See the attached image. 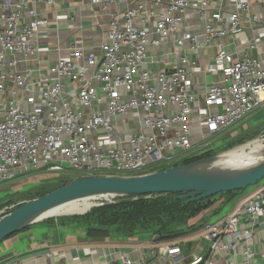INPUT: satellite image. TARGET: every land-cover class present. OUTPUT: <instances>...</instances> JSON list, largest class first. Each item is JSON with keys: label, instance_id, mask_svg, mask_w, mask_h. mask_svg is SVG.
I'll return each instance as SVG.
<instances>
[{"label": "built area", "instance_id": "2783aa9c", "mask_svg": "<svg viewBox=\"0 0 264 264\" xmlns=\"http://www.w3.org/2000/svg\"><path fill=\"white\" fill-rule=\"evenodd\" d=\"M74 2L0 0V183L38 167L76 176L156 171L264 105L261 0ZM109 5L93 47L60 31L84 29L74 7H100V21ZM198 73L217 78L201 85ZM187 239L40 246L0 264H264V184Z\"/></svg>", "mask_w": 264, "mask_h": 264}, {"label": "water", "instance_id": "95a60500", "mask_svg": "<svg viewBox=\"0 0 264 264\" xmlns=\"http://www.w3.org/2000/svg\"><path fill=\"white\" fill-rule=\"evenodd\" d=\"M214 157L174 165L136 176L91 175L74 177L65 185L19 203L10 212L0 217V241L27 224L42 220L38 219L39 216L50 207L82 196L101 195L91 207L112 202L115 197L120 196H142L167 192L177 194L178 199L195 201L220 192L244 190L264 177V160L252 168L229 175L200 173L192 170L196 163L209 161Z\"/></svg>", "mask_w": 264, "mask_h": 264}, {"label": "trees", "instance_id": "16d2710c", "mask_svg": "<svg viewBox=\"0 0 264 264\" xmlns=\"http://www.w3.org/2000/svg\"><path fill=\"white\" fill-rule=\"evenodd\" d=\"M214 154L206 151L193 155L185 158L183 164L203 160ZM73 178L61 180L59 187ZM241 191L220 192L195 201L178 199L177 194L169 192L149 194L150 196L146 198L140 195H126L114 198L113 202L93 206L82 215L71 217L83 224L86 236L99 242L112 243L119 240L125 243H138L143 242L141 238L165 242L181 235L197 232L202 217L193 220L194 217L196 218L204 210L210 212L217 210L212 207L216 201V195L225 194L229 197ZM135 196L137 198H134ZM228 197L222 198L221 202L226 201Z\"/></svg>", "mask_w": 264, "mask_h": 264}, {"label": "crops", "instance_id": "0c3cea01", "mask_svg": "<svg viewBox=\"0 0 264 264\" xmlns=\"http://www.w3.org/2000/svg\"><path fill=\"white\" fill-rule=\"evenodd\" d=\"M72 3H69L71 2ZM75 0H57V4H61L64 3V5L68 6L70 4L74 5ZM69 6V7H70ZM76 6V5H75ZM81 7L78 8L74 7V13L76 16L80 17L82 20V25L84 26V29H81V31H76V28H68L66 29V27H60V31L62 32H69L70 34H75L76 37L80 38L82 36V40L80 41L79 39H76V47H86V48H91L94 46V43L98 40H101L104 37V33H105V29H106V23H107V19L108 16L111 12L114 11L115 9V5H109L104 12H102V17L100 19V21L97 19L95 20L93 17V14H100L101 9L98 6H91L88 7L87 9H83L81 11H79L78 9H80ZM264 12V0H261V5H260V14L263 15ZM90 14V16H88ZM191 21L194 22V24H196V28L200 29V25H197V23L199 22L198 18H191ZM99 23V27L96 26L95 29H91L89 25H95L96 23ZM53 26V25H52ZM54 28V27H51ZM244 35H246L247 37H251V33L250 32H245ZM48 38H50V42H52L53 38H55V30L51 29L48 33ZM66 44V42H64ZM170 47H165L162 49H154V48H150L151 51H156L158 53H162L165 52L166 50L169 51ZM214 47H209L207 52H206V56H211L214 52ZM207 58V57H206ZM216 74L212 73V74H204V73H198L195 77V82L198 84L203 85L205 82H210V81H215L216 79ZM264 108V105L263 107ZM243 125V124H242ZM241 125V127H242ZM236 125L234 124L232 127H230L227 130L224 131H218L213 133L212 135H210L209 137L207 136V138L202 142V143H198L195 144L191 149H189L188 151L181 153V154H185L187 153L184 157H191L193 155H197L206 151H211L212 153H216L219 152L221 150H224L230 146H232L233 144H235L236 142H238L240 139H242L244 136L249 135L251 133H253L255 130L252 129H245L243 130V132L241 134H237L235 128ZM192 141H194V139H192ZM178 154V155H181ZM177 155V156H178ZM177 156L173 157L171 160L166 161V163L169 162V165L166 167H170V166H174V165H181L183 164V161H175V159L177 158ZM184 158V159H185ZM183 159V160H184ZM165 167V168H166ZM235 195V194H233ZM231 195V197L233 196ZM226 197V195H224ZM36 197V196H34ZM32 197V198H34ZM230 197V196H229ZM32 198H21L18 199L16 201H11V202H5V200L3 198H0V210L3 209L6 206H10V205H18L19 203H22L24 201L30 200ZM222 198H224L221 195L216 196V201L213 203L212 207L216 208L218 210L217 207H219V205L223 204ZM240 200H238L236 203H238ZM235 203V204H236ZM234 204V205H235ZM233 208V207H232ZM232 208H230L229 210H231ZM215 210V211H217ZM228 210V211H229ZM214 210H212L211 212H215ZM210 213V211L208 210H204L202 213H200L197 218H201L202 217V221L204 220H208V214ZM200 215H203L200 217ZM201 221V222H202ZM41 223H47L51 226V229L53 230L54 234H52L54 242L49 243L47 241H45V239L43 237H41V243L43 247H55V246H64L66 248H70V247H74L80 244H85L86 242L84 241L86 233L84 231V226L83 224L78 221V219H72L71 216H63V215H59V216H54V217H48V218H44L42 220H38L32 223L27 224L26 226L22 227L21 229L17 230H24V229H28L30 227H35L36 224H41ZM73 230H75L76 232H72ZM16 231V232H17ZM16 232H14L13 234H15ZM13 234L9 235L10 237L8 239H6L5 241L7 242L6 245H4L3 247L0 246V259H9V258H13V257H18L19 259H23L20 256V253L18 251H13L14 248L12 246V243L14 241V239L16 238ZM77 235H79V237H77ZM8 237V236H7ZM87 237V236H86ZM31 238H33V235L31 236ZM87 239L90 241L91 238L87 237ZM92 240V239H91ZM96 241V240H94ZM99 242V241H96ZM99 243H103V242H99ZM130 243V242H127ZM127 243H125L124 241H119V240H115L112 242V244L114 245H121V246H125ZM32 249L34 248V244H32ZM79 255L82 257L83 256V251L79 252Z\"/></svg>", "mask_w": 264, "mask_h": 264}, {"label": "rangeland", "instance_id": "374dc122", "mask_svg": "<svg viewBox=\"0 0 264 264\" xmlns=\"http://www.w3.org/2000/svg\"><path fill=\"white\" fill-rule=\"evenodd\" d=\"M263 106L259 107L258 109L252 111L249 113L247 116H245L242 120L237 122L235 125L236 127V135L241 134L244 130V128L247 129H252L255 130L258 126V128L251 134L244 136L242 139H240L238 142L233 144L232 146L221 150L219 152H216L213 156H217L223 152L229 151L241 144L247 143L249 141H252L258 137L264 138V108ZM243 124V125H242ZM242 125V127H241ZM257 126V127H256ZM205 142V141H204ZM185 154L178 155L175 161H183L185 158ZM169 165L168 163H161L158 168L166 167ZM76 173L67 170L63 172H49L44 170L41 167H38L37 169H30L26 172H21L18 175H16L13 179L2 182L0 183V198H3L5 202H11V201H16L21 198H32L34 196H41L45 193H48L56 188L59 187L61 184V180L67 179V178H73V177H78L75 175ZM264 184V177L260 180H258L255 184L249 185L246 187L244 190L241 192L233 195L232 197L224 196V199L228 197V199L221 205H219L218 210L215 212H210L208 214V221H214L223 214H225L230 208L234 206V204L242 199L247 193L251 192L254 188L261 186ZM218 196V195H216ZM116 198V197H115ZM87 212V211H86ZM85 212V213H86ZM81 214H66L68 216L72 215H82ZM4 215V214H3ZM62 214H55L53 216H59ZM63 215V216H66ZM203 215H200V217ZM196 218L194 217L193 220ZM192 220V222H193ZM54 230V229H53ZM53 230L51 229V226L47 223H41V224H36L35 227H30L28 229H22L20 231H17L15 234H13L16 238L14 239L12 246L14 248L13 251H18L20 253L21 258H26L34 255V252L36 251L35 247H40L42 246L41 237L45 239V241L52 243L54 242L52 234H54ZM72 232H76L73 230ZM33 235V238L31 236ZM10 236L5 237L3 240L0 241V246L6 245V239H8ZM79 237V235H77ZM88 237V236H87ZM85 236L84 241L86 242L85 244H80V245H90L94 244L95 241L91 240L90 241L87 239ZM188 238L187 241H192L193 240V233H188L185 235H181L176 237L175 239H184ZM146 239V238H145ZM141 238L143 242L150 241V240H145ZM168 242V241H165ZM32 244H34V248L32 249ZM75 246V245H74ZM62 247V246H60ZM64 247V246H63ZM186 248V247H185Z\"/></svg>", "mask_w": 264, "mask_h": 264}, {"label": "bare ground", "instance_id": "6f19581e", "mask_svg": "<svg viewBox=\"0 0 264 264\" xmlns=\"http://www.w3.org/2000/svg\"><path fill=\"white\" fill-rule=\"evenodd\" d=\"M264 160V138H256L223 152L209 161L196 163L192 170L200 173L229 175L256 166ZM100 194H91L67 200L47 209L38 219L55 214H81L88 211ZM54 217V216H53Z\"/></svg>", "mask_w": 264, "mask_h": 264}]
</instances>
